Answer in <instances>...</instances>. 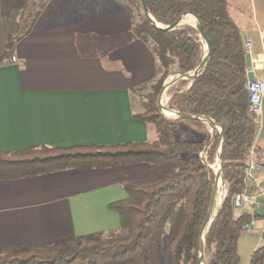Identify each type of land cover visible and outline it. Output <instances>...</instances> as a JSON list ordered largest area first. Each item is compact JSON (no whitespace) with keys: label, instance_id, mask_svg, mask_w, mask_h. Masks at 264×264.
Segmentation results:
<instances>
[{"label":"trees","instance_id":"1","mask_svg":"<svg viewBox=\"0 0 264 264\" xmlns=\"http://www.w3.org/2000/svg\"><path fill=\"white\" fill-rule=\"evenodd\" d=\"M20 2L18 24L7 38V53L18 39L19 28L26 35L27 23L37 14L28 12L30 0ZM136 2L141 13L131 32L151 48L159 78L140 101L143 112L135 118L154 127L156 140L111 146H34L0 153V181L134 164L148 165L151 175L124 186L125 198L108 206L118 215L116 230L56 244L0 248V264H200L201 231L215 184L209 166L218 156L226 195L204 232L202 262L209 256L210 264H237V240L250 218L262 220L264 240V214L235 216L232 205L233 197L244 189L250 154L256 163L264 164V147L257 142V122L248 110L246 52L240 28L229 15L228 1L144 0L147 13L163 29L149 23L140 0ZM185 14L201 25L210 54L194 78L178 79L168 88L165 107L182 116L173 119L157 104L164 81L170 75L192 73L206 54L205 41L194 27L175 25ZM198 117L211 120L221 132L214 128L209 134ZM181 126L202 133L204 140L178 139ZM260 187L264 189V182ZM248 264H264V244L251 254Z\"/></svg>","mask_w":264,"mask_h":264},{"label":"crops","instance_id":"2","mask_svg":"<svg viewBox=\"0 0 264 264\" xmlns=\"http://www.w3.org/2000/svg\"><path fill=\"white\" fill-rule=\"evenodd\" d=\"M20 1L0 0V153L150 142L151 125L135 118L141 108L134 106L133 95L158 79V63L131 32L132 1L122 6L121 0H93L87 6L85 0H46L27 23L30 31L21 35L20 27L7 53ZM227 1L242 41L248 39L252 53L264 57V0ZM10 57L17 62H3ZM254 77L264 83V66ZM166 117L178 118L173 112ZM256 122V139L264 147V97ZM150 175L148 165L134 164L0 181V248L56 244L116 230L118 215L108 206L125 198L124 186ZM253 175L250 192L259 206L254 211L244 206L235 216L264 214V189L256 188L264 170ZM262 229V220H255L250 232L239 235L237 264H248L264 244Z\"/></svg>","mask_w":264,"mask_h":264},{"label":"built area","instance_id":"3","mask_svg":"<svg viewBox=\"0 0 264 264\" xmlns=\"http://www.w3.org/2000/svg\"><path fill=\"white\" fill-rule=\"evenodd\" d=\"M261 38H264V32L261 33ZM252 44L248 39H245L243 41V48L246 52V54L250 55V62L251 65L249 68H246V74L248 72H252L254 75L255 71H259L263 69L264 66V57L261 54H253L251 51ZM4 63L10 62V63H16L17 59L15 57H10L8 59L3 60ZM245 89L248 96V110L249 112L255 117L256 121L260 112V105L262 102V99L264 97V83L257 78L254 77L253 82H246ZM161 103V102H160ZM202 122H204L211 130L214 128L217 129L216 126H213L212 122L207 121L204 118H200ZM199 157L205 162V155L202 151L199 152ZM212 170L214 165L209 166ZM218 170V165H217ZM216 170V171H217ZM258 170H264V164H258L254 160V156L251 153L249 156V164L248 168L246 169L243 177V184L244 189L242 192L236 194L233 197L232 205L234 209H242L244 206H247L252 211L256 210L259 206V204L256 202L254 197L252 196L250 192V184L251 182H255L254 179V172ZM214 171V173H216ZM260 182L258 185H256V188H260V184L263 183ZM226 195L225 190L223 189V185L218 182V190L216 194V205L217 207L220 205L222 200L224 199ZM252 216V215H251ZM255 224V220L253 218H250L247 222H245L241 229L242 232H250Z\"/></svg>","mask_w":264,"mask_h":264},{"label":"water","instance_id":"4","mask_svg":"<svg viewBox=\"0 0 264 264\" xmlns=\"http://www.w3.org/2000/svg\"><path fill=\"white\" fill-rule=\"evenodd\" d=\"M140 4H141V8H142V13H143L144 17L146 18V20L149 23H151L153 26H155L156 28L163 29L162 26H157V24L155 23L153 18L147 13V9H146L144 0H140ZM180 21H181V19L175 25H180L181 24ZM196 23H197V25L196 26H192V27H194L198 31L200 37L205 41V52H206L205 57H204L201 65L198 68H196L192 73H189L188 75H176L175 79H170L169 81H167V82H165L163 84V87H162V89L160 91V94H159V97H158V101H157L158 102V107H159V109L161 110V112L163 114H165L164 110L168 111L166 109V107L160 103V98H161V95L163 94V92L165 90H167L168 87H170L172 84H174V82L177 81L178 79H192V78H194V76H196L199 73V71L202 69V67L206 64L208 56L210 54V45H209V42L207 41L206 34L203 31L201 25L197 21H196ZM167 28H169V27H167ZM167 28H165V29H167ZM245 61H246V67L249 68L250 65H251L250 55L249 54L245 55ZM246 78H247L248 82H253V80H254L253 73L252 72H248L246 74ZM173 113H175V112H173ZM175 114L178 116V118L182 117L181 115H179L177 113H175ZM184 118H190V117L184 116ZM200 118H202V117H198L197 119L201 120ZM204 119H206L207 121L211 122V120H209L207 118H204ZM220 132H221V130H220ZM217 161H218L219 164H218V170L215 173V184H214V187H213V197H212V200H211V203H210V207H209V211H208L207 218H206V221H205V225L203 226L202 231H201V244H200V252H199V255H198V260H199L200 264L202 262V255H203L202 254V244H203L204 232H206V230L208 229V226H209V224H210V222L212 220V217L214 216L215 210L217 208L216 199L215 198H216V194H217V190H218V182H220V184L222 185V180L220 178L221 166H220V158H219V156L217 157Z\"/></svg>","mask_w":264,"mask_h":264},{"label":"rangeland","instance_id":"5","mask_svg":"<svg viewBox=\"0 0 264 264\" xmlns=\"http://www.w3.org/2000/svg\"><path fill=\"white\" fill-rule=\"evenodd\" d=\"M46 0H30V4H29V7H28V12L30 13L31 16H33V13L34 11L36 10H39L40 9V6L45 3ZM86 1V5H90V3L93 1V0H85ZM120 1V0H119ZM123 1V3H121L122 6H125V5H128V2L126 0H121ZM129 2L132 1V3L134 4V7H135V23L138 22V16L140 15L141 11L140 9L138 8V4L136 2V0H128ZM88 9V8H87ZM27 12V13H28ZM185 20V19H184ZM183 21V19L181 20ZM194 25L196 26L197 23H194ZM258 76V75H257ZM176 76L175 75H170L166 78V80L164 81L167 82L169 81L170 79H173L175 78ZM159 78V77H158ZM157 81V80H156ZM156 81L147 86V87H143V88H140L137 92L134 91V95H133V99H134V106L137 107V106H140L141 108V113L143 112V107H142V104L140 101H143L144 99V96L146 94H148V92L150 91V87H152ZM169 88V87H168ZM168 90V89H167ZM167 90L165 92H163V96L165 95L164 97V102H165V98L168 97V92ZM160 94V93H159ZM161 95V96H162ZM159 97V96H158ZM157 101H158V98H157ZM167 102L163 103L164 105H166ZM158 104V102H157ZM165 115V114H164ZM207 126V125H206ZM202 133H197L195 131H192V129L190 130V128H187V127H181V129L179 130L178 132V137L179 139H182V140H186V141H196V140H200L201 137H202ZM156 140V132H155V129L154 127L151 126V128L148 130V141L150 142H153ZM204 140V137L202 138V141ZM213 166V165H212ZM217 170V164H214V167H213V171H216ZM238 211V209H235L234 212L236 213ZM211 262V258L209 256H205L204 257V260L203 262H201V264H210Z\"/></svg>","mask_w":264,"mask_h":264},{"label":"bare ground","instance_id":"6","mask_svg":"<svg viewBox=\"0 0 264 264\" xmlns=\"http://www.w3.org/2000/svg\"><path fill=\"white\" fill-rule=\"evenodd\" d=\"M185 19V20H184ZM183 20L184 21H186L188 24H190V25H194V23H195V20H194V18H193V16H191V15H189V16H187L186 18H183ZM185 23V22H184ZM157 26H161V25H159V24H157ZM173 79H175V78H173ZM164 97H165V95L163 96H161V98H160V102H161V104H162V102L164 101ZM164 113H165V115L166 116H171V111H166V110H164ZM214 209V208H213Z\"/></svg>","mask_w":264,"mask_h":264}]
</instances>
